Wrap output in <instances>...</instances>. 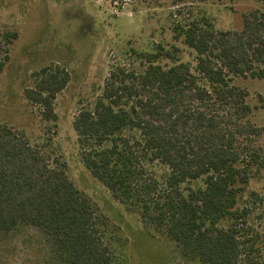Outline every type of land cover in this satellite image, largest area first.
Segmentation results:
<instances>
[{"label": "trees", "instance_id": "obj_1", "mask_svg": "<svg viewBox=\"0 0 264 264\" xmlns=\"http://www.w3.org/2000/svg\"><path fill=\"white\" fill-rule=\"evenodd\" d=\"M173 33L195 54L194 68L162 67L155 51L138 55L142 72H110L93 109L72 121L82 162L189 264H258L239 201L251 179L264 180V127L250 122L247 92L233 80H264V14L244 15L239 30L216 31L203 17L176 24ZM16 38L0 32V73ZM32 77L25 99L44 121H55L53 101L69 73L50 64ZM95 219L65 165L0 123V239L30 226L58 263L111 264Z\"/></svg>", "mask_w": 264, "mask_h": 264}, {"label": "rangeland", "instance_id": "obj_2", "mask_svg": "<svg viewBox=\"0 0 264 264\" xmlns=\"http://www.w3.org/2000/svg\"><path fill=\"white\" fill-rule=\"evenodd\" d=\"M259 11L260 0H0V32H15L9 60L0 73V123L19 131L33 147L65 165V173L92 206L111 264H189L174 243L136 214L127 213L85 168L72 121L92 110L110 72H142L138 55L159 51L157 63L195 66V54L174 39L173 27L206 18L216 31L239 30L244 15ZM165 52L172 54L166 58ZM65 69L70 81L53 101L55 121H44L27 102L32 74L47 65ZM247 92L250 122L264 127V80L236 77ZM264 146L262 139L258 141ZM156 174L162 170L158 166ZM261 201H252L250 193ZM247 208L248 237L257 244L253 259L264 264V180L251 179L239 201ZM0 264H61L55 261L38 230L19 226L0 239Z\"/></svg>", "mask_w": 264, "mask_h": 264}]
</instances>
